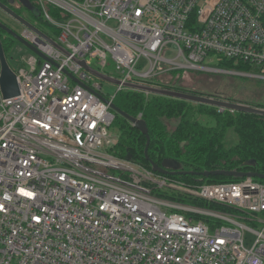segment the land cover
Segmentation results:
<instances>
[{
	"label": "built area",
	"instance_id": "built-area-1",
	"mask_svg": "<svg viewBox=\"0 0 264 264\" xmlns=\"http://www.w3.org/2000/svg\"><path fill=\"white\" fill-rule=\"evenodd\" d=\"M34 1L58 47L24 27L46 59L19 44V95L0 97V264H264V182L190 184L117 157L100 97L172 72L264 81V0ZM81 61L113 66L116 94Z\"/></svg>",
	"mask_w": 264,
	"mask_h": 264
},
{
	"label": "trees",
	"instance_id": "trees-1",
	"mask_svg": "<svg viewBox=\"0 0 264 264\" xmlns=\"http://www.w3.org/2000/svg\"><path fill=\"white\" fill-rule=\"evenodd\" d=\"M2 42L7 55L8 48L12 44L7 39H2ZM11 67L14 68L12 65ZM218 67L227 71L244 73L250 71L248 66L242 64L235 66L225 60L220 62ZM189 74H201V72H172L167 75ZM206 74L230 81H259L233 75ZM167 75L156 76L150 83L164 89L204 96L178 86L170 80L164 82V77ZM240 102L232 101V103L264 109V102L259 104ZM113 103L134 118L141 115V119L147 123L151 138L148 151L150 160H147L146 136L125 118L116 115L112 128L118 129L119 139L111 153L119 158L126 159L130 155L134 163L148 169H152L150 161L161 165L164 159H173L182 165L184 171L226 170L264 174V117L227 110L220 112L215 107L135 90H123L117 93ZM171 122H177V125L169 127ZM230 133L233 136L232 143L228 141ZM175 178L190 184L238 180L223 176L210 178L175 176ZM260 181L264 182V180Z\"/></svg>",
	"mask_w": 264,
	"mask_h": 264
},
{
	"label": "water",
	"instance_id": "water-1",
	"mask_svg": "<svg viewBox=\"0 0 264 264\" xmlns=\"http://www.w3.org/2000/svg\"><path fill=\"white\" fill-rule=\"evenodd\" d=\"M25 3V0H21ZM0 8L7 12L8 14H11L12 16L16 17V14L12 12L8 7L0 3ZM20 20V18L16 17ZM25 28H28L32 30L33 32L37 33L41 37H45L44 34L35 26L28 24L24 21H22ZM0 29L8 32L11 34L15 40H17L22 46H24L26 49L32 51L34 54L38 55L39 57L46 59V57L41 54L34 46L29 44L26 40L22 38L20 34H17L13 32L12 30L8 29L4 23L0 21ZM48 41L53 43L55 47H58L54 42H52L50 39L45 37ZM88 72H90L92 75H94L96 78L103 79L111 84L120 86L122 85V82L120 80H117L116 78L103 74L99 72L98 70L92 68L91 66H87L84 61L79 62ZM0 64H1V76H0V94L3 99L13 98L19 95V85L17 81V74L11 67L7 55L5 53L3 42L0 36ZM75 82L80 83L78 80L73 78ZM125 88L144 92L147 94H153V95H159L169 98H174L178 100H183L187 102H191L194 104H200V105H206L215 107L218 109H225L227 111L232 112H241L251 115H256L260 117H264V109L252 107L248 105L238 104V103H232L228 101H222L219 99H214L210 97H205L201 95L186 93V92H180L175 90H169L159 87H153V86H147V85H139V84H132V83H126L123 84ZM101 99L107 103L110 104L111 109L116 113V115L121 116L125 118L132 126H134L137 130H139L142 134L146 136L147 143L145 147V157L147 160L149 159L148 151L150 148L151 138L148 132L147 123L145 120L140 118H134L125 112H123L121 109H119L113 102H110L106 98L100 96ZM127 161H132V157L128 155L126 157ZM150 165L153 169V171L164 174V175H170V176H193V177H204V178H210V177H231L235 179H243V178H254L258 180H264V174H259L256 172H242V171H226V170H215V171H205V172H193V171H184L182 169V165L173 159H164L161 165H158L154 163L153 161H150Z\"/></svg>",
	"mask_w": 264,
	"mask_h": 264
},
{
	"label": "rangeland",
	"instance_id": "rangeland-1",
	"mask_svg": "<svg viewBox=\"0 0 264 264\" xmlns=\"http://www.w3.org/2000/svg\"><path fill=\"white\" fill-rule=\"evenodd\" d=\"M0 20L4 22L10 23V20L8 18L0 13ZM44 17L41 16V20L36 22L37 28H39L41 31L49 32L51 31V28L44 22ZM14 28L18 31L19 34L22 33L23 27H20V25L15 24L13 25ZM3 39L9 40L7 37H4ZM11 46L8 48L7 56L9 57L8 60L12 55L18 56L20 53V49L17 48L19 46V42H11ZM17 48V49H16ZM10 64L13 66L14 62L9 60ZM106 74L114 75V67L109 66L107 70L105 71ZM95 80L102 85L104 95L106 97H110L116 94L117 92V85L111 84L103 79L95 78ZM166 80H170L172 83H175L178 86L184 87L189 91H196L198 93L204 94L205 97H210L214 99H220L222 101H241L240 103H252V104H259L264 102V81H230L222 79L221 77L211 76L208 74H189V75H167L164 77V82ZM131 90V89H127ZM218 97V98H216ZM132 125V124H131ZM177 125V122H171L169 123V127H175ZM112 132L115 135H119V131L116 127L112 128ZM119 138V137H118ZM233 136L230 133L228 135V141L232 143ZM182 195V193H179ZM178 193L174 192H165L164 196L168 197H174L176 199H185L182 195L180 197ZM190 200L200 204V205H206L202 201H199L198 199L190 198ZM251 235L248 236V242L247 244H250Z\"/></svg>",
	"mask_w": 264,
	"mask_h": 264
},
{
	"label": "flooded vegetation",
	"instance_id": "flooded-vegetation-1",
	"mask_svg": "<svg viewBox=\"0 0 264 264\" xmlns=\"http://www.w3.org/2000/svg\"><path fill=\"white\" fill-rule=\"evenodd\" d=\"M0 3L5 5L6 7H8L12 12H14V14H16V17L20 18L17 19L16 17L12 16L11 14H8L7 12L3 11L0 8V13L4 14L8 20H10V23L8 22H4L1 21L2 23H4V25L12 30L13 32L18 33V31L14 28L13 25L18 24L20 25V27L24 28V24L22 21L31 24L35 27L36 26V22L41 20V12L39 10V7L37 5V3L34 0H25V3L21 0H0ZM0 36L1 39H3L4 37H7L9 39V42H17V40L14 39V37L9 34L8 32L0 29Z\"/></svg>",
	"mask_w": 264,
	"mask_h": 264
},
{
	"label": "snow or ice",
	"instance_id": "snow-or-ice-1",
	"mask_svg": "<svg viewBox=\"0 0 264 264\" xmlns=\"http://www.w3.org/2000/svg\"><path fill=\"white\" fill-rule=\"evenodd\" d=\"M23 191V190H22ZM25 195H31L30 193H24Z\"/></svg>",
	"mask_w": 264,
	"mask_h": 264
},
{
	"label": "bare ground",
	"instance_id": "bare-ground-1",
	"mask_svg": "<svg viewBox=\"0 0 264 264\" xmlns=\"http://www.w3.org/2000/svg\"><path fill=\"white\" fill-rule=\"evenodd\" d=\"M235 113V112H234Z\"/></svg>",
	"mask_w": 264,
	"mask_h": 264
}]
</instances>
